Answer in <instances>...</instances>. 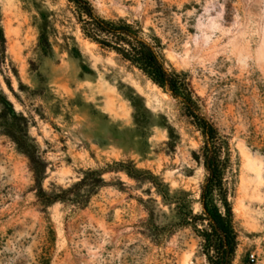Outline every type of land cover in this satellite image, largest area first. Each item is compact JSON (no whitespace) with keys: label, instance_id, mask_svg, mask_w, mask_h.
I'll return each mask as SVG.
<instances>
[{"label":"rangeland","instance_id":"rangeland-1","mask_svg":"<svg viewBox=\"0 0 264 264\" xmlns=\"http://www.w3.org/2000/svg\"><path fill=\"white\" fill-rule=\"evenodd\" d=\"M89 1L97 15L139 28L167 68L187 72L200 112L227 142L233 264H264V0ZM0 30V264H209L178 209L188 200L202 212L207 177L203 135L182 103L87 38L68 0H0ZM8 132L32 139L46 189L123 162L168 185L172 199L149 173L139 182L111 169L86 207H43Z\"/></svg>","mask_w":264,"mask_h":264},{"label":"trees","instance_id":"trees-1","mask_svg":"<svg viewBox=\"0 0 264 264\" xmlns=\"http://www.w3.org/2000/svg\"><path fill=\"white\" fill-rule=\"evenodd\" d=\"M68 1L75 5L82 32L87 38L103 49L116 52L123 60L145 74L154 84L178 99L185 107L186 114L203 135L202 156L207 177L201 185L202 212L194 214L188 207V200H178V209L182 215L188 217L187 221L195 224L194 228L202 239L204 253L209 264H233L239 242L234 226L233 210L223 183L228 162V158L224 156L227 142L214 124L200 112L199 99L191 86L187 72L167 68L156 46L146 41L134 24L123 19L115 21L97 15L89 0ZM5 43L4 34L0 30L1 56H5ZM6 84L13 91L10 83L6 81ZM8 104L12 105L10 102ZM8 135L17 145L18 150L29 160V166L35 179L36 200L43 207L57 202L69 203L77 208L86 207L91 197L106 185L107 182L103 176L111 169L125 171L129 177L139 182L145 179V174H150L148 171L139 170L134 165L129 166L123 162H116L110 170L88 169L83 171L82 178L66 188L52 185L51 188L46 189L43 182L47 165L39 154L38 148L30 146L29 142L32 139L27 133L18 136L14 132H8ZM150 175L152 184L156 186L163 199H172L170 187L163 182H158L155 176ZM216 196H219L223 209L218 205ZM150 214L152 219L153 212L151 211ZM197 222H201L204 228H198Z\"/></svg>","mask_w":264,"mask_h":264}]
</instances>
